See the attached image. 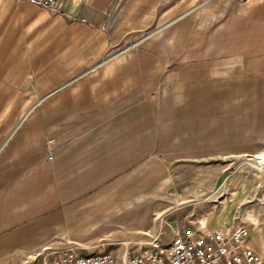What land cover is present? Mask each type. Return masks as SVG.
I'll return each mask as SVG.
<instances>
[{
    "label": "rangeland",
    "instance_id": "1",
    "mask_svg": "<svg viewBox=\"0 0 264 264\" xmlns=\"http://www.w3.org/2000/svg\"><path fill=\"white\" fill-rule=\"evenodd\" d=\"M3 14L19 17L14 7L0 10V25L12 20ZM100 26L108 30V23ZM170 26L125 23L92 58L104 65L86 78L106 80L109 94L120 97L106 111L79 119L55 147L47 146L46 153L55 148L54 159L44 162L55 169L60 186L59 207L44 215L53 230L47 229L38 246L28 236L25 253L14 264H36L50 244L83 255L109 253L118 264H128L151 238L161 234L168 241L186 228L229 234L244 227L247 245L264 259V86L250 111L214 126L194 113L178 114L194 103H179L178 88L162 84L177 68L162 60ZM114 63L116 72L107 71ZM157 65L158 76L152 77ZM22 107L20 101L0 103V140L20 122Z\"/></svg>",
    "mask_w": 264,
    "mask_h": 264
},
{
    "label": "crops",
    "instance_id": "2",
    "mask_svg": "<svg viewBox=\"0 0 264 264\" xmlns=\"http://www.w3.org/2000/svg\"><path fill=\"white\" fill-rule=\"evenodd\" d=\"M59 1L63 15L52 18L25 0H0L1 12L14 7L19 15H2L12 20L0 25V103L23 104L20 122L0 140V264L22 257L28 236L38 246L53 230L44 215L59 207L60 186L55 169L44 162L53 161L55 148L45 150L79 119L118 102L106 80L86 76L102 70L104 64L91 60L125 23L171 24L161 54L177 68L162 84L178 88L179 103H194L178 114L182 109L214 126L250 111L264 86V0ZM116 65L107 71L116 72ZM81 71L87 72L74 75Z\"/></svg>",
    "mask_w": 264,
    "mask_h": 264
},
{
    "label": "built area",
    "instance_id": "3",
    "mask_svg": "<svg viewBox=\"0 0 264 264\" xmlns=\"http://www.w3.org/2000/svg\"><path fill=\"white\" fill-rule=\"evenodd\" d=\"M25 1L51 15L62 14L59 0ZM247 238L244 227H237L229 234L222 230L186 228L168 241L161 234L151 238L144 249L128 259V264H264L262 256L247 245ZM36 258V264H118L109 253L83 255L75 248L56 249L52 244L44 247Z\"/></svg>",
    "mask_w": 264,
    "mask_h": 264
},
{
    "label": "bare ground",
    "instance_id": "4",
    "mask_svg": "<svg viewBox=\"0 0 264 264\" xmlns=\"http://www.w3.org/2000/svg\"><path fill=\"white\" fill-rule=\"evenodd\" d=\"M260 156H262V157H263V156H264V153H263V154H261ZM258 157H259V156H258ZM262 157H259V158H262ZM263 158H264V157H263ZM263 158H262V159H263ZM261 162H262V161H261ZM262 165H264V161H263ZM261 167H262V166H261ZM261 167H259V168L257 167V168L260 170V169H261Z\"/></svg>",
    "mask_w": 264,
    "mask_h": 264
}]
</instances>
